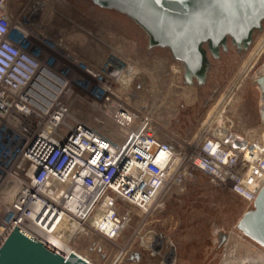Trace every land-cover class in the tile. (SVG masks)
<instances>
[{"label":"built area","instance_id":"obj_1","mask_svg":"<svg viewBox=\"0 0 264 264\" xmlns=\"http://www.w3.org/2000/svg\"><path fill=\"white\" fill-rule=\"evenodd\" d=\"M141 74L116 61L94 70L85 98L98 115H74L70 80L16 44L0 0V140L10 136L19 146L13 158L0 152V248L20 217L72 249L92 233L115 242L132 207L145 214L163 207L193 170L254 202L264 184V132L238 131L225 105L177 148L127 96Z\"/></svg>","mask_w":264,"mask_h":264},{"label":"rangeland","instance_id":"obj_2","mask_svg":"<svg viewBox=\"0 0 264 264\" xmlns=\"http://www.w3.org/2000/svg\"><path fill=\"white\" fill-rule=\"evenodd\" d=\"M5 3L16 44L70 80L72 111L80 118L98 115L85 98V89L95 85L91 72L115 61L134 64L142 72L127 96L152 113L159 138L177 148L197 139L225 105L235 117L244 98L257 101L260 95L253 79L264 61V45L262 51L258 48L262 32L246 51L230 45L219 59L211 57L205 83H188L182 62L168 49L149 48L135 22L92 0ZM258 128L264 131V122ZM0 143V152L15 157L16 139L5 136ZM165 198L164 206L150 214L132 207L134 218L115 242L92 233L77 238L73 248L93 264H223L225 246L218 248L215 231L240 235L236 225L253 208L252 202L213 185L196 170Z\"/></svg>","mask_w":264,"mask_h":264},{"label":"water","instance_id":"obj_3","mask_svg":"<svg viewBox=\"0 0 264 264\" xmlns=\"http://www.w3.org/2000/svg\"><path fill=\"white\" fill-rule=\"evenodd\" d=\"M135 22L148 47H162L182 62L188 83L206 81L211 57L219 59L229 44L243 52L262 29L264 0H92ZM244 71V70H243ZM254 81L264 93V61ZM223 240V264H264V184L253 208L244 212ZM0 264H93L20 217L0 248Z\"/></svg>","mask_w":264,"mask_h":264},{"label":"flooded vegetation","instance_id":"obj_4","mask_svg":"<svg viewBox=\"0 0 264 264\" xmlns=\"http://www.w3.org/2000/svg\"><path fill=\"white\" fill-rule=\"evenodd\" d=\"M264 31V21L262 23V29L257 30L253 34V40L252 44L254 43L255 37L258 33ZM251 44V46H252ZM264 44V34L260 39V44L258 47L262 46ZM230 48V44H229ZM229 50V49H228ZM262 64V62L257 66V68ZM257 80V75L255 74V77L253 79V82ZM196 83L198 82L195 79ZM194 82V80H193ZM257 85V84H256ZM259 88V87H258ZM260 91V89H259ZM235 113V127L236 129L240 130H245L247 127L252 126V128H258L260 122H264V93L260 91V95L256 100L250 99L249 97L244 98L238 108L236 109ZM215 234H217V238H215V242H217L218 248H222L223 246V240L225 235L227 234L226 232L221 231V229H217L215 231Z\"/></svg>","mask_w":264,"mask_h":264},{"label":"bare ground","instance_id":"obj_5","mask_svg":"<svg viewBox=\"0 0 264 264\" xmlns=\"http://www.w3.org/2000/svg\"><path fill=\"white\" fill-rule=\"evenodd\" d=\"M264 45V44H263ZM259 48V47H258ZM262 49H263V46H262V48L260 49L261 51H262ZM257 52V51H256ZM258 54V53H257ZM261 132H264V131H262L261 130ZM66 239V238H65ZM54 240H56L57 242H59L60 244H62L63 246H65L66 248H68V249H70L71 251H74V252H76V253H78L77 251H75V249H72L71 247H69L68 245H67V242H65V241H62V240H57V239H54ZM67 241V240H66ZM79 254V253H78ZM80 255V254H79Z\"/></svg>","mask_w":264,"mask_h":264},{"label":"crops","instance_id":"obj_6","mask_svg":"<svg viewBox=\"0 0 264 264\" xmlns=\"http://www.w3.org/2000/svg\"><path fill=\"white\" fill-rule=\"evenodd\" d=\"M237 130L240 131V132H245L246 131V130L243 131V130H239V129H237Z\"/></svg>","mask_w":264,"mask_h":264}]
</instances>
